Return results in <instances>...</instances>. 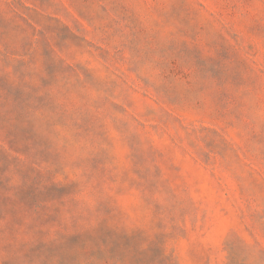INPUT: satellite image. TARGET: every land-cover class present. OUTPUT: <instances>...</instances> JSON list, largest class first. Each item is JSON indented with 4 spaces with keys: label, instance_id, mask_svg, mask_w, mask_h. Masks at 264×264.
<instances>
[{
    "label": "rangeland",
    "instance_id": "rangeland-1",
    "mask_svg": "<svg viewBox=\"0 0 264 264\" xmlns=\"http://www.w3.org/2000/svg\"><path fill=\"white\" fill-rule=\"evenodd\" d=\"M0 264H264V0H0Z\"/></svg>",
    "mask_w": 264,
    "mask_h": 264
}]
</instances>
